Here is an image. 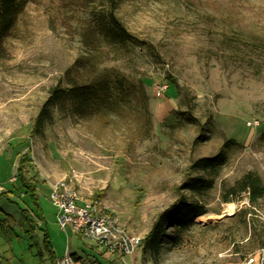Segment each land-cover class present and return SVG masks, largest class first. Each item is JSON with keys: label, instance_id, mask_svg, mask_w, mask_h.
<instances>
[{"label": "rangeland", "instance_id": "obj_1", "mask_svg": "<svg viewBox=\"0 0 264 264\" xmlns=\"http://www.w3.org/2000/svg\"><path fill=\"white\" fill-rule=\"evenodd\" d=\"M69 13L34 0L0 54V264H51L45 235L63 256L77 239L51 200L63 179L146 237L189 166L226 140L236 145L205 197L208 213L190 230L169 229L158 257L136 253L141 264H246L264 249V196L253 203L238 186L248 173L264 186V0H118V17L144 45L91 55L81 41L87 13ZM88 55L79 80L110 72L123 81V105L84 119L56 109L35 130L50 90ZM24 154L35 200L19 177Z\"/></svg>", "mask_w": 264, "mask_h": 264}, {"label": "trees", "instance_id": "obj_2", "mask_svg": "<svg viewBox=\"0 0 264 264\" xmlns=\"http://www.w3.org/2000/svg\"><path fill=\"white\" fill-rule=\"evenodd\" d=\"M34 0H0V54H3L4 43L12 37L19 23L20 17L25 13L28 5ZM58 1L61 8L69 14L74 12L87 13L81 36L82 44L89 55L99 50L102 45L126 46L144 45V42L135 37L118 17L116 10L118 0H103L107 6L99 5L101 0H52ZM66 22V20H64ZM79 58L66 73V85L53 87L46 101L43 103L34 123V129L42 127L53 121L54 110H65L68 107L74 115L84 119L103 112H116L123 105L125 92L123 81L114 77L110 72H104L86 82L79 80V74L93 58ZM97 66V65H96ZM95 67V64L94 66ZM201 139V136L197 140ZM236 145L234 140H226L221 150L213 156L202 157L195 160L188 168L184 181L177 187V199L157 217L141 246L143 255L158 257L167 240L169 229L175 232L187 231L197 224V219L208 213L205 197L215 188L216 178L229 162L228 152ZM20 180L27 190V194L36 199L37 186L28 178L26 164L30 161L29 155L24 154L20 159ZM198 171L203 175L193 176L190 172ZM17 181V178L14 182ZM240 190L249 191L251 201L255 203L264 196V186L259 176L248 173L238 183ZM232 188L230 194L235 193ZM189 193L190 197L187 196ZM98 199V198H95ZM180 236H172L169 243L179 244ZM46 252L50 263L58 259L48 235L44 237ZM43 262L44 259L42 260Z\"/></svg>", "mask_w": 264, "mask_h": 264}, {"label": "built area", "instance_id": "obj_3", "mask_svg": "<svg viewBox=\"0 0 264 264\" xmlns=\"http://www.w3.org/2000/svg\"><path fill=\"white\" fill-rule=\"evenodd\" d=\"M164 88L161 87L160 91ZM51 200L56 207L60 227L79 235L99 248L118 254L120 258L134 255L142 246L143 238L130 234L98 199H89L63 179L52 186ZM264 264V249L251 254L246 264ZM54 264H75L73 256L67 252Z\"/></svg>", "mask_w": 264, "mask_h": 264}, {"label": "crops", "instance_id": "obj_4", "mask_svg": "<svg viewBox=\"0 0 264 264\" xmlns=\"http://www.w3.org/2000/svg\"><path fill=\"white\" fill-rule=\"evenodd\" d=\"M8 215L13 218V214L9 213ZM13 219L17 220V218H13ZM34 226L35 225H33V227ZM37 226L40 225L38 224ZM65 232L68 233V229ZM71 233L75 235L77 239H75L73 243L70 242L67 245L64 254L69 252L75 259V264H141V256L138 253H135L134 255L126 256L125 258L122 259L118 254L99 248L98 246H96L95 244L89 241H84L76 233L72 231ZM82 243H84L87 248L82 246ZM61 256L63 255L62 254L56 255L57 258H60ZM228 264H245V263L235 262ZM254 264H258V263H254Z\"/></svg>", "mask_w": 264, "mask_h": 264}, {"label": "bare ground", "instance_id": "obj_5", "mask_svg": "<svg viewBox=\"0 0 264 264\" xmlns=\"http://www.w3.org/2000/svg\"><path fill=\"white\" fill-rule=\"evenodd\" d=\"M233 209L231 208V211H232Z\"/></svg>", "mask_w": 264, "mask_h": 264}]
</instances>
